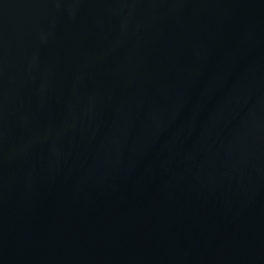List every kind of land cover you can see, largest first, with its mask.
Instances as JSON below:
<instances>
[{"label":"water","instance_id":"water-1","mask_svg":"<svg viewBox=\"0 0 264 264\" xmlns=\"http://www.w3.org/2000/svg\"><path fill=\"white\" fill-rule=\"evenodd\" d=\"M0 264H264V0H0Z\"/></svg>","mask_w":264,"mask_h":264}]
</instances>
